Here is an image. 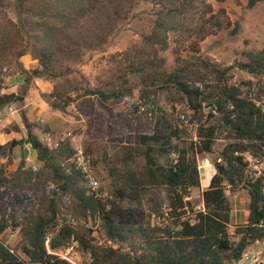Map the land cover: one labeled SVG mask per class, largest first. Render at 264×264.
I'll return each mask as SVG.
<instances>
[{"label": "rangeland", "instance_id": "1", "mask_svg": "<svg viewBox=\"0 0 264 264\" xmlns=\"http://www.w3.org/2000/svg\"><path fill=\"white\" fill-rule=\"evenodd\" d=\"M14 3L15 0H0V95L17 96L11 104L0 108V217L7 218L10 224L14 220L24 223L30 215L46 210L47 200L55 194L57 187L30 145L16 147L14 152L10 150L14 140H25L28 136L23 113L34 125V133L48 146L57 148V143L70 140L77 153L66 164L77 165L79 158L84 156L89 173L100 184L97 196L109 199L113 193L110 170L141 169L146 162L136 142L137 136L151 133L159 122L161 127L168 123L183 130L181 140L176 142L190 146L192 142H199L200 120L206 126L215 123L208 116V108H205L204 115H196L181 101L175 88L149 87L150 81L188 66L193 71L194 81L203 79L207 86H212L214 78L204 69L202 61H210L220 68L237 66V63L247 61L246 52L260 51L264 47V2L249 9L248 0H176L174 3L83 0L81 14L64 25L56 23L60 29L49 37L48 44L54 53L53 71L57 78H34L27 83L24 70L39 67V61L33 46L26 56L19 58L27 43L17 24L18 11ZM53 5L36 0V13L45 12L46 15L32 16L30 20H48L54 24L48 18ZM115 12L118 13L115 15ZM248 81L252 82L250 94L261 96L259 104L264 105V76H253L237 67L231 70L232 84L242 85ZM130 88L134 101L140 102L144 93L151 98L137 118L126 113L128 99L102 102L97 97L86 96L90 89ZM243 89L246 92L248 87L244 85ZM67 96L76 101L65 111L52 105L64 104ZM226 137L227 133H221L214 153L200 156L202 160L210 158L213 163L202 171V180L216 169L215 162L227 144ZM24 158V171L17 174ZM246 158L250 176H260L264 171L262 160L250 154H246ZM204 187L202 182V187L192 192V200L198 209L204 207L200 192ZM14 190L27 193L32 204H13L11 192ZM227 194L236 207L232 223L243 224L248 193L228 190ZM155 202L164 209L168 207V192L164 188L152 190L144 205L147 213ZM57 206L60 211L58 221L75 219V224L93 231L94 244L131 251L127 243L108 239L100 219L87 221L73 215L75 201L71 196L57 197ZM230 231L235 232V226ZM20 232V228L11 226L0 240L12 249H20ZM133 242L139 252V243L137 240ZM48 249L53 252L50 247ZM56 253L74 264L92 262L90 255L83 252L77 242Z\"/></svg>", "mask_w": 264, "mask_h": 264}, {"label": "trees", "instance_id": "2", "mask_svg": "<svg viewBox=\"0 0 264 264\" xmlns=\"http://www.w3.org/2000/svg\"><path fill=\"white\" fill-rule=\"evenodd\" d=\"M45 1L54 3L48 14V18L54 21L52 25L48 20H30L32 16L46 15L45 12L36 13V0H15L14 3L18 11L17 24L27 43L19 58L26 56L33 46L39 61V67L24 70L27 83L34 78H57L53 71L54 53L48 44L49 37L60 29L59 22L64 25L81 14L80 7L83 6V0ZM150 1L174 3L176 0ZM262 2L264 0H248V8L253 9ZM245 56L246 62L226 68L202 61L204 69L214 78L212 86H207L203 79L194 81L193 71L188 66L150 81L149 87L175 88L181 101L196 115H204L205 108L214 105L215 108H209L208 116L215 123L206 126L200 120L199 142H192L190 146L176 142L181 140L183 130L168 123L161 127L159 122L151 133L137 136L136 142L146 162L141 169L112 168L113 193L109 199L89 193L82 170L75 163L66 164L77 153L72 142L66 140L57 148L48 146L34 133V125L23 113L28 136L25 140H14L10 150L14 152L16 147L30 145L57 187L55 194L47 200L46 210L30 215L24 223L14 220L10 224L7 218L0 217V237L13 226L21 229L22 238L20 249H12L0 240V264H73L51 253L47 247L49 240L53 252L69 248L74 242L79 243L82 251L92 258L91 264H236L246 250L257 241H264V171L258 177L250 176L246 158V154H250L264 163V105L259 104L261 96L250 94L252 82L242 85L230 82V72L235 67L253 76H264V47L260 51L246 52ZM143 83L148 84L147 80ZM244 85L248 87L246 92ZM86 96L97 97L102 102L128 99L126 113L131 118H137L141 108L151 101L146 93L140 102L134 101L132 88L90 89ZM16 97L14 94L0 95V108L11 104ZM47 101L52 103L49 98ZM75 101L67 96L64 104L52 105L65 111ZM224 132L227 133V144L215 162L216 175L209 188L202 192L204 207L198 209L192 200V192L202 187L200 156L213 154L219 135ZM25 162L24 158L17 174L24 171ZM26 173L31 176L30 172ZM157 188L168 192V207L164 209L155 202L147 213L144 205L152 190ZM228 190L233 193L245 190L249 195L247 221L237 225L235 232L230 231L233 208ZM11 194L13 204L17 206L32 204L24 191L14 190ZM63 195H69L75 201L73 215L87 221L100 219L108 239L127 243L131 251L94 244L92 230L68 222L66 218L61 224L57 197ZM133 240L139 243V252Z\"/></svg>", "mask_w": 264, "mask_h": 264}, {"label": "built area", "instance_id": "3", "mask_svg": "<svg viewBox=\"0 0 264 264\" xmlns=\"http://www.w3.org/2000/svg\"><path fill=\"white\" fill-rule=\"evenodd\" d=\"M59 145H60V143H57L56 147H58ZM80 153L82 156V152H80ZM77 165H78V168L81 169L82 172L86 176V179L88 181V185H87L88 192L96 194L97 193L96 191L99 189L100 184L89 173V171L87 169V162H86V159L84 158V156L79 158V162H77ZM211 166H213V163L210 160V158L207 157L203 160L202 159L199 160L200 170L208 169ZM96 195H98V194H96ZM67 220H68V222H71L73 224L76 223V220L71 218V217L67 218ZM61 224H64V219L61 220ZM49 244H50V240L47 241V247L48 248H49ZM51 253L58 254L56 252H51ZM58 255L60 256V254H58ZM62 258L69 260L66 257H62ZM236 264H264V241L259 240L255 243V245L253 246L252 249L246 250L243 257L238 262H236Z\"/></svg>", "mask_w": 264, "mask_h": 264}, {"label": "crops", "instance_id": "4", "mask_svg": "<svg viewBox=\"0 0 264 264\" xmlns=\"http://www.w3.org/2000/svg\"><path fill=\"white\" fill-rule=\"evenodd\" d=\"M202 171L204 172V170H201V176H202ZM216 173H217V170L215 169L210 175L209 174H207V176H206V178H205V180H202V182H204V184H205V187L203 188L204 189V191L205 190H207L208 188H209V186H210V184H211V181H212V179H213V177L216 175ZM204 174V173H203ZM206 174V173H205ZM193 190H195V189H193ZM201 193L203 192V190H201L200 191ZM231 192V191H230ZM247 192V191H246ZM248 193V192H247ZM230 201H231V199H230ZM231 204H232V208H233V211H232V219L234 218V214H235V212H236V207H235V205L231 202ZM238 206V208H239V206L240 205H237ZM247 207H248V209H247V211H246V214L245 215H243V222L245 223L246 221H247V218H248V214H249V195H248V202H247ZM243 223V224H244ZM239 224H242L241 222H239V223H232V225H231V227L232 226H237V225H239ZM235 264V263H234Z\"/></svg>", "mask_w": 264, "mask_h": 264}, {"label": "water", "instance_id": "5", "mask_svg": "<svg viewBox=\"0 0 264 264\" xmlns=\"http://www.w3.org/2000/svg\"><path fill=\"white\" fill-rule=\"evenodd\" d=\"M207 108L209 109V108H215L214 107V105H210V106H207ZM217 114H220V112L219 111H215Z\"/></svg>", "mask_w": 264, "mask_h": 264}]
</instances>
